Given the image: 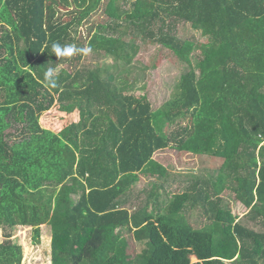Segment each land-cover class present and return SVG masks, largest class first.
<instances>
[{
  "label": "trees",
  "instance_id": "1",
  "mask_svg": "<svg viewBox=\"0 0 264 264\" xmlns=\"http://www.w3.org/2000/svg\"><path fill=\"white\" fill-rule=\"evenodd\" d=\"M186 23L204 43L174 36ZM139 40L188 66L158 110L83 61L132 63ZM51 110L62 127L42 122ZM169 148L222 166L171 194L154 160ZM200 208L208 225L190 219ZM45 225L52 264H264V0H0V264H22L17 228L39 245Z\"/></svg>",
  "mask_w": 264,
  "mask_h": 264
},
{
  "label": "rangeland",
  "instance_id": "2",
  "mask_svg": "<svg viewBox=\"0 0 264 264\" xmlns=\"http://www.w3.org/2000/svg\"><path fill=\"white\" fill-rule=\"evenodd\" d=\"M124 22L122 28H127V25L131 24L132 20L129 19ZM173 31L175 37L183 40H194L196 44H202L206 40L202 37L200 31H196L192 28L190 23L182 24L178 26V28H174ZM79 32L80 37H83L87 34V28L83 26L80 28ZM108 34L114 35L115 33L109 32ZM130 40L131 37L128 36L126 41L129 42ZM139 41L140 50L132 63L127 62L125 51L123 50L120 51L119 55H108L106 58L101 59L100 62L91 61L94 57L85 54L86 58H84L83 61L89 64L91 69L102 66L101 69L106 71V76H103L102 79L108 81L107 76L111 74L113 76V79L110 81L111 85L116 87L119 91L129 90L131 92L135 91V94H146L153 109L162 108L173 99V94H175L177 90V84L180 83L182 75L188 66L183 60L179 59L163 45L153 42L146 44L142 42V40ZM195 54L202 55V51L198 49ZM67 67L68 66L64 64V68ZM102 74L105 75L104 73ZM41 120L43 123H46L45 125L62 127L60 115H55L52 110L43 114ZM178 126L181 125H176L177 128ZM173 153L175 156L170 158L171 154L165 152V159H170L169 161H163L169 169L177 171L174 179L175 181L172 182L174 184L176 183L175 187L179 191L185 190L188 186V182L181 184V181L186 180L185 174L191 173L197 177L208 179V176H211L214 172L213 176L217 175L216 172H218V169L222 166V161L220 159H212V157L208 155L202 156V159L206 161V163H204L199 158H196L197 161L192 162L186 156L179 155L178 152ZM190 170H194V172ZM155 182H159L160 184L163 183L162 180H155ZM174 184L172 187H174ZM176 189H170L171 194ZM141 190L143 193L148 190L149 193L152 188L144 181L137 185V192H141ZM143 198H146L145 194H143ZM73 200L77 202L78 197L73 196ZM231 206L233 215H237L239 220L241 219L242 221L245 218L244 216L247 210L236 203ZM198 211L195 212L192 218L190 217L191 221L194 223L196 218L200 215L201 219L205 220L204 225H208L207 218H210L211 214L208 215L209 217L205 216V210L202 208ZM13 238L23 247L24 257L22 264H52V231L50 226L45 225L42 227V237L39 245L33 243L32 229L28 227L17 228ZM2 242L3 231L0 229V243Z\"/></svg>",
  "mask_w": 264,
  "mask_h": 264
},
{
  "label": "crops",
  "instance_id": "3",
  "mask_svg": "<svg viewBox=\"0 0 264 264\" xmlns=\"http://www.w3.org/2000/svg\"><path fill=\"white\" fill-rule=\"evenodd\" d=\"M87 55L88 56H93L94 58L97 56V53H96V51L94 50V49H91V51H88L87 52ZM92 59L91 61H94V62H98L96 59ZM90 62V61H89ZM88 62V63H89ZM107 80H109V79H107ZM128 93H129V95H131V94H134L135 95V91H129L128 90ZM136 95H139V96H141V95H143V94H140V93H138V94H136ZM158 109H160V108H157L156 110H158ZM78 120H79V114L77 113V120H76V122H78ZM184 125H186L185 123H184ZM165 152H169L171 155H170V158H172V157H174L175 156V154L173 153V152H178V150H174V149H166V150H162V151H159V152H157L156 154H155V156H154V160L159 164V165H161V166H163V167H165V168H167V170L168 171H171V177L166 181L165 179L164 180H162L163 181V183L162 184H164V181H166V185H167V188H168V190L170 191V189L172 190V189H176V183L174 184L172 181H175L174 179H175V175H176V173H177V171L176 170H174V169H169L168 167H167V165L164 163V161L163 160H165V161H169V159L170 158H167V159H165V156H164V154H165ZM179 153V152H178ZM179 155H184V156H186L190 161H197V159L196 158H198L197 156H195V155H193L192 153H185V154H183V153H179ZM162 160V161H161ZM190 171H193L194 172V170H190ZM142 178V180H148L147 179V177H141ZM157 179V180H156ZM151 180H153L152 178H151ZM160 181L158 178H155L154 179V181ZM173 184H174V187H172L173 186ZM177 191H178V189H176ZM176 190L174 191V192H176ZM160 191H161V187H160ZM145 193V192H144ZM177 193V192H176ZM179 193V192H178ZM147 194H149V193H145V195H146V198L148 197V195ZM240 205V204H239ZM242 206V205H241ZM239 220V219H238ZM241 220V219H240Z\"/></svg>",
  "mask_w": 264,
  "mask_h": 264
},
{
  "label": "clouds",
  "instance_id": "4",
  "mask_svg": "<svg viewBox=\"0 0 264 264\" xmlns=\"http://www.w3.org/2000/svg\"><path fill=\"white\" fill-rule=\"evenodd\" d=\"M52 51L53 53L60 57V56H70L78 51H81L80 49L76 48L75 45H67V46H62L59 43H53L52 44ZM88 51H91V49H88ZM44 75L48 78L49 83L55 87L56 82L54 78V69L49 68L46 70Z\"/></svg>",
  "mask_w": 264,
  "mask_h": 264
}]
</instances>
